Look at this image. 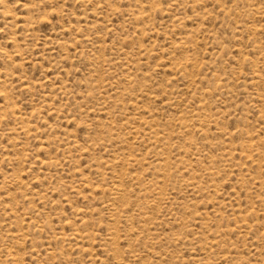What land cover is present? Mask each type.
<instances>
[{
  "label": "rangeland",
  "instance_id": "374dc122",
  "mask_svg": "<svg viewBox=\"0 0 264 264\" xmlns=\"http://www.w3.org/2000/svg\"><path fill=\"white\" fill-rule=\"evenodd\" d=\"M0 264H264V0H0Z\"/></svg>",
  "mask_w": 264,
  "mask_h": 264
}]
</instances>
